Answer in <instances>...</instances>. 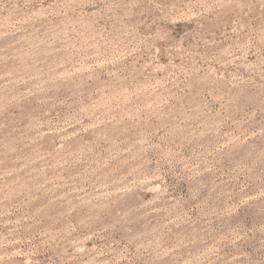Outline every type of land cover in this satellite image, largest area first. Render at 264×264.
<instances>
[{
	"label": "rangeland",
	"instance_id": "rangeland-1",
	"mask_svg": "<svg viewBox=\"0 0 264 264\" xmlns=\"http://www.w3.org/2000/svg\"><path fill=\"white\" fill-rule=\"evenodd\" d=\"M0 264H264V0H0Z\"/></svg>",
	"mask_w": 264,
	"mask_h": 264
}]
</instances>
